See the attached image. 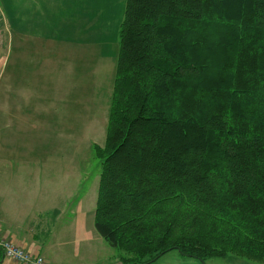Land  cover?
<instances>
[{
	"label": "trees",
	"instance_id": "16d2710c",
	"mask_svg": "<svg viewBox=\"0 0 264 264\" xmlns=\"http://www.w3.org/2000/svg\"><path fill=\"white\" fill-rule=\"evenodd\" d=\"M117 35L96 233L122 264L264 262V0H125Z\"/></svg>",
	"mask_w": 264,
	"mask_h": 264
},
{
	"label": "rangeland",
	"instance_id": "374dc122",
	"mask_svg": "<svg viewBox=\"0 0 264 264\" xmlns=\"http://www.w3.org/2000/svg\"><path fill=\"white\" fill-rule=\"evenodd\" d=\"M124 3L0 0V241L43 264H122L123 252L95 229L88 235L86 226L94 222L101 173L94 146L105 140L116 67L111 51L118 48L114 28ZM24 36L39 57L31 56L36 49L22 57ZM9 162L17 165L15 176L7 174L14 172ZM32 230L36 237L27 234ZM150 264L264 262L229 255L203 263L172 250Z\"/></svg>",
	"mask_w": 264,
	"mask_h": 264
},
{
	"label": "crops",
	"instance_id": "0c3cea01",
	"mask_svg": "<svg viewBox=\"0 0 264 264\" xmlns=\"http://www.w3.org/2000/svg\"><path fill=\"white\" fill-rule=\"evenodd\" d=\"M91 1H94V0H91ZM124 2H125V0H124ZM125 4V3H124ZM111 8L112 9H116L117 8V5H111ZM91 9H93V8H91ZM123 15V14H122ZM24 16V15H23ZM122 20V19H121ZM121 20L119 21V23H118V27H117V23H116V27L114 28L116 31L114 32L115 34H118V29H119V25H120V22H121ZM8 22H9V20H8ZM26 25V24H25ZM12 30H13V28H12ZM13 32L15 33L16 31H14L13 30ZM20 36V35H19ZM24 37H26V40L23 42L22 41V46H23V49H22V51L20 52V54L22 55V57H23V55L24 54H27V53H30L31 51H33V50H35L37 47H35L34 46V43H32V41H29L28 39H27V36H24ZM12 38V36L10 37V39ZM13 38H14V35H13ZM14 41V40H13ZM37 50L38 49H36L32 54H31V56L32 57H39L38 55H37ZM111 53H112V55H115L114 54V50H112L111 51ZM12 56V53H11V50H10V48H9V46H8V51H7V57H8V61H9V59H10V57ZM2 166H4V165H2ZM11 167L13 170H14V172L13 173H11V174H9L8 172H7V174L10 176V175H12V176H15V170H16V167H17V165L15 166L14 165V163L13 162H9L7 165H6V167ZM23 167V166H22ZM22 167H20L19 169H23ZM20 229H22V230H19V232H22L23 231V227H19ZM34 230V229H33ZM33 230L32 231H28V233L27 234H29L31 237L32 236H34V237H36V235L33 233ZM80 230L81 231H83L84 230V232H86V230H87V234L89 235V232H91V234H94V226H93V224H91V226L89 227V226H86V230L82 227V228H80ZM12 236V235H11ZM82 242H85V241H82ZM41 249V247L39 246V249L38 250H40ZM47 264V263H46Z\"/></svg>",
	"mask_w": 264,
	"mask_h": 264
},
{
	"label": "built area",
	"instance_id": "2783aa9c",
	"mask_svg": "<svg viewBox=\"0 0 264 264\" xmlns=\"http://www.w3.org/2000/svg\"><path fill=\"white\" fill-rule=\"evenodd\" d=\"M3 246L7 252V255L14 260H19L25 264H43L41 258L36 257V259H33V257H31L21 247L14 245L11 242L9 243L3 241Z\"/></svg>",
	"mask_w": 264,
	"mask_h": 264
}]
</instances>
